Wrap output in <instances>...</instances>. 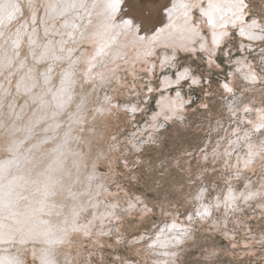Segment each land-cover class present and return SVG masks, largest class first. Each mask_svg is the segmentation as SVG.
<instances>
[{
  "label": "rangeland",
  "instance_id": "1",
  "mask_svg": "<svg viewBox=\"0 0 264 264\" xmlns=\"http://www.w3.org/2000/svg\"><path fill=\"white\" fill-rule=\"evenodd\" d=\"M60 1L0 0V162L10 147L68 133L84 170L97 171L81 216L90 228L54 243L57 264H264V0L239 10L251 36L228 23L215 51L158 47L153 66L124 63L100 87L78 69L88 47L78 26L50 23ZM191 12L210 41L198 5ZM60 35L65 50L43 56ZM165 78L176 82L164 88ZM166 92L180 99L173 113L159 105ZM17 245L13 259L39 264Z\"/></svg>",
  "mask_w": 264,
  "mask_h": 264
},
{
  "label": "bare ground",
  "instance_id": "2",
  "mask_svg": "<svg viewBox=\"0 0 264 264\" xmlns=\"http://www.w3.org/2000/svg\"><path fill=\"white\" fill-rule=\"evenodd\" d=\"M113 4L116 6L112 7ZM196 5L204 15V25L211 30L210 41L192 20L191 10ZM241 6L239 0H62L50 4L49 17L51 24L61 15V22L78 26L80 37L88 44L81 56L75 57L81 60L78 69L83 70L88 81L100 87L117 77L124 63L131 67L136 62L141 68L143 61L153 66L149 56H153L158 47L192 54L199 47L215 51L228 23H238L244 34L251 36L252 24L243 22ZM5 15L6 10L0 6V19ZM79 20L87 24L80 28ZM47 26L45 24V28ZM63 40L61 36L57 45L49 40L41 54L49 56L51 53L58 58L57 50L64 49ZM66 52L70 54L69 49ZM166 56L167 52L164 60ZM183 75L181 71L179 76ZM44 78L47 79V75H43ZM68 80L69 75L65 80L61 78L59 86L60 91L64 89L65 98L72 97L70 90L66 91ZM175 82V79L165 78L163 87ZM159 105L173 113L181 102L177 95L166 92L165 96L161 94ZM100 108L110 109L105 104ZM258 112L264 117V109ZM74 114L73 119L78 120V114ZM47 138L45 135L41 140H34L29 149L24 146L25 153H15L16 147H10L13 154L1 158L0 264H23L21 257L13 259L7 250L14 243L21 250L30 248L39 264H57L54 243L66 240L73 230L90 228L81 216L88 198L96 193L91 187L97 171L84 170L83 152L79 155L78 148L65 144L68 133L51 145L42 146Z\"/></svg>",
  "mask_w": 264,
  "mask_h": 264
},
{
  "label": "snow or ice",
  "instance_id": "3",
  "mask_svg": "<svg viewBox=\"0 0 264 264\" xmlns=\"http://www.w3.org/2000/svg\"><path fill=\"white\" fill-rule=\"evenodd\" d=\"M117 2H118V0H117ZM239 3H240L241 5H243V0H239ZM115 6H116L115 4L112 5V7H115ZM209 23H212V21L210 20ZM194 83H195V81H194Z\"/></svg>",
  "mask_w": 264,
  "mask_h": 264
}]
</instances>
